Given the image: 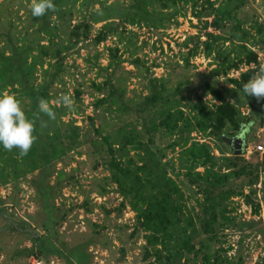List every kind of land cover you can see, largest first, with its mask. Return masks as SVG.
<instances>
[{"label":"trees","instance_id":"trees-1","mask_svg":"<svg viewBox=\"0 0 264 264\" xmlns=\"http://www.w3.org/2000/svg\"><path fill=\"white\" fill-rule=\"evenodd\" d=\"M24 1L25 7H28L31 0ZM52 2L54 10L40 17H33L27 10L34 21L33 26H38V30L21 39V43L19 40L14 42L10 34L0 33V37H5L4 40L0 38V42L3 41V46H0V92L14 94L34 125V142L26 155H21L16 148L11 151L0 148V184L6 186L37 174L32 180L33 186L47 212L41 225L38 222L33 226L12 214L0 196V234L19 236L31 243V248L17 252L16 257L36 256L35 259L48 264L50 258L63 260L65 264H92L90 243L67 247L60 241V228L66 214H62L54 204L56 197L61 198L63 180H79L73 174L57 170V166H67L68 162L75 161L74 154L79 157L84 154L83 146L87 140L92 146L101 142V151L105 148L107 158L103 165L109 176L104 180L116 187L122 199L121 209L129 207L135 214L146 243L145 261L150 264H233L227 260L224 262L221 255L224 250L217 248V243L221 241L217 233L219 221L223 220L226 226L233 221L229 214L234 209L229 207L236 198L244 199L255 215L261 210L260 205L243 190L259 182V171L264 168V163L261 166L246 164L243 156L247 142L244 141L242 154L237 155L229 140L249 134L255 126L264 127L263 97L245 96L241 87L261 67L259 54L252 49L259 47L264 51V40L260 38L264 36V28L257 24L255 34L251 35L242 27V0L227 1L218 8L208 0H131V8L125 4L109 5L104 0ZM179 2L190 6L193 17L200 21L213 18L210 25L219 31H223L224 21H229L228 41L233 45L239 43L232 48L237 56L233 59L229 57L223 69L216 68L213 73L227 78L230 72L247 67L239 78H228V82L245 97L248 116H244L220 90L210 84H206L205 90L213 101L218 102L217 105L209 107L199 97L195 103L188 100L184 106L178 99L183 84H178L175 89L168 88L164 80L154 77L151 68L146 69L147 94L127 97L125 69L122 66L125 62L119 56V47L115 46L108 48L106 67L97 62L93 65L99 72L97 79L101 77L103 82L92 84L94 91L90 96L94 99L91 102L94 117L87 118L93 137L89 141L86 135L81 134L82 129L76 119L64 120L71 113H86L85 91L80 86L76 89L78 104L74 107L65 105L61 98L66 89L64 78L71 76L70 69L64 64L69 51L62 43L64 37L70 43L89 39L91 21L106 23L93 40L95 46L105 43L111 36L122 44L126 27L118 20L124 24L159 28L167 15L160 9L159 19H155L158 4L163 3L165 11L174 9L172 16L175 17L180 13L177 10ZM78 5L88 12L89 21H82L71 28L67 23L72 22ZM97 5L100 11L94 12L93 8ZM183 15H186L185 11ZM207 38L206 42L197 41L194 47L189 48L185 60L187 65L200 54L202 48L207 58L213 56L211 40L216 38L214 34H208ZM190 42H193L192 38L186 40L183 47H189ZM132 56H135L133 51ZM143 64L140 59L131 62L138 70ZM41 99L48 103L54 118L50 119L39 111L38 102ZM98 117L102 121L100 126L95 124ZM160 133L173 138L169 147L180 152L178 161L187 185L196 189L200 196L194 205L187 204L181 188L169 174L167 163H162L164 154L157 146ZM98 164L99 161L94 170L98 169ZM224 167L226 169L222 171ZM200 168L202 172L198 171ZM55 174L57 182L51 185L49 181ZM106 192L104 187L100 194L103 196ZM38 229H43L44 234L41 235ZM58 241L61 244L59 247Z\"/></svg>","mask_w":264,"mask_h":264},{"label":"rangeland","instance_id":"rangeland-1","mask_svg":"<svg viewBox=\"0 0 264 264\" xmlns=\"http://www.w3.org/2000/svg\"><path fill=\"white\" fill-rule=\"evenodd\" d=\"M104 1H107L109 5L112 3L125 4L127 8H131L132 5L131 0ZM227 1L231 0H208L209 3L215 4L216 8L223 6ZM242 1H244V11L241 15L242 27L254 35L257 24L264 28V0ZM24 2V0H0V33L10 34L14 42L19 40V43L25 36L38 30V26H33L34 21L27 13L30 7H25ZM162 4H158L155 19L159 17L161 10L170 19L163 18L159 28L147 27L145 24H124L118 20L119 24L126 27L122 44L117 42V38L111 36L105 43L95 46L93 40L106 23L89 21L88 12L80 9L79 5L74 12L72 22L67 23L71 28L85 20L92 23L89 39L80 41V43H75V41L70 43L69 39L64 37L65 40L62 42L69 48L64 64L74 77L64 78L66 89L61 93V98L63 100L66 96L70 100L69 106L74 107L78 104L76 89L80 86L85 91L83 99L84 107H86L84 115L71 113L64 120L76 119L78 126L82 129L81 134L86 135L89 141L93 137L87 118L94 117L91 107L94 99L90 96V93L94 91L92 84L95 81L103 82L101 77L97 79L99 72L97 68H94L97 66L93 65L97 62L102 67H106L109 58L108 48L115 46L119 47V56L125 62L122 66L125 69L127 97L147 94L146 69L151 68L154 77L164 80L168 88L175 89L178 84H183L178 99L184 106L187 105L188 100L195 103L199 97L203 98L209 107L217 105L218 102L213 101L205 90L206 84H210L220 90L226 100L244 116H248L249 110L245 97L228 82V78H239L241 73L247 71V67H242L240 71L230 72L227 78L217 77L213 73L216 68H222L229 57L233 59L237 56L232 48L235 45L239 46V43L235 42L233 45L228 41L229 26H231L229 21L225 20L222 25L223 31H219L210 25L213 18H204L201 21L196 19L193 17L190 6H184L182 2L178 3L177 10L180 13L175 17L172 16L175 10L169 8L165 11ZM93 11L99 12V5L95 6ZM183 11L186 12L185 16ZM208 34H214L216 38V40H211L214 48L213 56L207 58L202 48L199 51L200 54L192 58L187 65L185 60L188 58L189 48L194 47L197 41L206 42ZM190 38L193 42L189 43L187 49L183 47V44ZM260 38L264 40V36ZM4 39L5 37L2 38ZM44 44L47 43L44 42ZM0 46H3V41L0 42ZM235 49L238 51V48ZM252 50L259 54L261 66H264V51L259 47ZM132 51L135 52L134 57ZM135 59H140L144 63L140 70L131 65L132 60ZM88 60L91 63L87 62ZM250 68L255 69L254 66ZM262 100L264 101V97ZM101 122L99 117L96 118V126H100ZM243 137L247 142L245 156H243L246 164L261 166L264 163V154H261L257 148L264 147V127L255 126L249 134ZM172 143L173 138L165 137L163 133L159 134L157 146L164 154L162 163H167L169 174L181 188L187 204L194 205L200 196L196 189L187 185V179L178 161L180 152L178 149L173 151L169 147ZM93 146L85 140L84 154L80 157L72 155L75 161L68 162L67 166L62 164L57 166V170H64L65 174H73L79 179L63 180L61 198L58 196L54 200L55 206L60 208L59 211L66 214V220L60 228V241L64 242L67 247L90 243L89 253L92 254V264H150L149 261L144 260L146 243L142 231L137 226L135 214L129 207L121 209L122 199L116 192V187L108 180H104L109 176L103 165L107 158L105 148L101 151L103 147L101 142H96ZM252 155L254 157H251ZM98 161V169L94 170ZM225 169V167L222 168V171ZM198 171L202 172L203 169L200 168ZM259 173V182L253 186L248 185L243 190L244 194L250 195L260 205L259 214H253V209L245 203L244 199L236 198L231 201L229 207L234 209L229 214L233 221L227 226L223 220L219 221L217 233L221 241L217 243V248L224 250L221 254L224 262L227 260L233 264H264V168L260 169ZM35 176L37 174L26 176L6 186L0 184V196L5 206L17 218L33 226L38 222L41 225L47 215L33 186L32 180ZM49 182L55 185L57 175L55 174ZM104 187L107 192L102 196L100 191ZM85 203H87L86 206ZM38 230L41 235L44 234L43 229ZM135 231L138 232L134 234ZM60 241L57 243L58 247L61 246ZM28 248H31L28 240L15 235L0 234V264H31V260L36 256L27 258L24 255L20 257L15 255ZM50 260L49 264H65L60 259L50 258Z\"/></svg>","mask_w":264,"mask_h":264},{"label":"clouds","instance_id":"clouds-1","mask_svg":"<svg viewBox=\"0 0 264 264\" xmlns=\"http://www.w3.org/2000/svg\"><path fill=\"white\" fill-rule=\"evenodd\" d=\"M29 7L33 17H40L47 11L54 10L52 0H31ZM241 87L245 96L264 97V66L259 67ZM63 102L70 105L66 96L63 97ZM38 109L50 119L54 118V113L45 100H39ZM33 128V121L26 117L16 96L0 92V148L7 151L16 148L21 155H26L34 142Z\"/></svg>","mask_w":264,"mask_h":264},{"label":"water","instance_id":"water-1","mask_svg":"<svg viewBox=\"0 0 264 264\" xmlns=\"http://www.w3.org/2000/svg\"><path fill=\"white\" fill-rule=\"evenodd\" d=\"M244 135L241 134L240 136H237L231 140H229V144L232 146L233 150L235 151V154L241 155L243 151L244 146Z\"/></svg>","mask_w":264,"mask_h":264},{"label":"built area","instance_id":"built-area-1","mask_svg":"<svg viewBox=\"0 0 264 264\" xmlns=\"http://www.w3.org/2000/svg\"><path fill=\"white\" fill-rule=\"evenodd\" d=\"M257 149H258V151H259L261 154H264V147H258ZM31 264H44V263H43L42 261L38 260V259L33 258V259L31 260Z\"/></svg>","mask_w":264,"mask_h":264}]
</instances>
